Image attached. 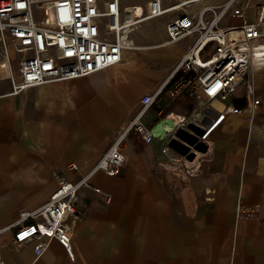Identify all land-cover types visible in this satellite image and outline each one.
I'll use <instances>...</instances> for the list:
<instances>
[{
	"label": "crops",
	"instance_id": "0c3cea01",
	"mask_svg": "<svg viewBox=\"0 0 264 264\" xmlns=\"http://www.w3.org/2000/svg\"><path fill=\"white\" fill-rule=\"evenodd\" d=\"M153 1L121 0V6L146 11ZM178 1L164 0L163 5ZM201 7L150 21L131 34L138 48L126 51L121 64L87 77L17 95L9 80L0 79V229H7L0 235V255L5 264H264V69L254 75L253 111L252 106L242 109L210 129L211 154L190 181L159 166L169 160L163 141L145 143L133 130L124 142L127 162L120 175L98 172L90 179L112 200L83 189L79 197L85 213L66 217L74 259L55 240L40 257L34 249L46 238L14 241L22 213L46 204L60 180L75 182L90 174L121 125L139 114L143 97L163 86L196 37L176 44L188 42L169 68L148 66L144 56L163 48L158 42L167 40L170 21ZM158 19L165 26L153 38L143 29ZM227 20L221 26H235L223 24ZM196 106L185 93L163 94L142 121L152 126L159 109L188 115ZM168 167L178 171L176 165ZM249 207H257L253 218L240 213Z\"/></svg>",
	"mask_w": 264,
	"mask_h": 264
},
{
	"label": "built area",
	"instance_id": "2783aa9c",
	"mask_svg": "<svg viewBox=\"0 0 264 264\" xmlns=\"http://www.w3.org/2000/svg\"><path fill=\"white\" fill-rule=\"evenodd\" d=\"M237 1L179 0L164 6L161 0H154L148 10H143L129 23L128 14L133 8L122 9L121 0H0V79L11 82L15 95L117 66L124 61L126 51L138 48L131 38L132 33L154 19L202 5L199 12H186L170 21L166 26L167 40L158 42V47L167 48L196 37L170 77L156 94L143 97L139 114L121 125L114 144L90 174L75 182L60 180L46 204L35 212L22 213L14 234L17 244L46 238L48 241L38 242L34 249L40 257L47 251L49 241L55 240L74 259L72 230L65 223L66 217H81L85 213L79 197L83 189L105 196L107 202L112 200L111 194L93 187L90 179L98 172L110 177L120 175L127 162L124 142L133 130L145 143L155 139L165 143L162 152L168 154L169 160L159 163L164 172L183 181H190L201 172L202 159L210 156L214 144L207 140V133L221 118L253 105L254 75L264 69V0L258 3L254 13L251 11L253 0H241L240 24L221 26ZM209 53L210 57L206 58ZM184 74L191 77L174 82ZM181 93L197 103L190 114L164 113L159 109L160 117L154 125L143 123V115L163 94L173 98ZM206 119L214 121L210 128L204 123ZM190 125L206 129L205 135L198 137L194 145L178 134L184 130L196 135ZM173 140L189 148L187 155L171 147ZM199 144L207 150L198 149ZM171 149L175 154H170ZM191 153L195 155L193 160L188 158ZM169 164L176 165L178 171L170 169ZM70 169L78 170V167L71 165ZM256 212L257 207L240 210L248 218H253ZM6 230L0 229V235ZM0 264H5L1 255Z\"/></svg>",
	"mask_w": 264,
	"mask_h": 264
},
{
	"label": "rangeland",
	"instance_id": "374dc122",
	"mask_svg": "<svg viewBox=\"0 0 264 264\" xmlns=\"http://www.w3.org/2000/svg\"><path fill=\"white\" fill-rule=\"evenodd\" d=\"M128 2H130L131 0H126ZM142 1V0H141ZM143 1H148V0H143ZM219 3H223L226 0H219ZM263 0H253V9L251 10L253 13L256 10V7L258 5L259 2H261ZM243 2L241 0H238L233 6L232 9L230 11V14L228 15V20L225 21L223 24L225 25H238L241 22V19L238 17V11L240 10L241 6H242ZM142 9L140 8H133L129 11L128 14V22L131 23L134 21V17L135 16H140L142 14ZM163 26H165V20L164 19H158L157 21L153 22L151 25H149L148 27H146L144 30V32L146 34H150L153 38H158L159 36H161L160 33H163ZM149 35V36H150ZM163 38H166V35L163 34L162 35ZM150 38V37H149ZM143 41L146 42L145 38H141ZM148 43L150 41H147ZM187 43L181 44V45H173L167 48H160L161 50H158V53L156 54H152V56L150 55H146L144 56V59L148 62V66H153L154 68H169L171 67L173 64L175 65V61L177 60V56H181L183 54V52L185 51V49L187 48ZM210 57V53L209 55L206 56V58ZM190 75H182L179 76V78L176 79V82H179L182 79H188L190 78ZM170 154H175V151L173 149L170 150Z\"/></svg>",
	"mask_w": 264,
	"mask_h": 264
},
{
	"label": "water",
	"instance_id": "95a60500",
	"mask_svg": "<svg viewBox=\"0 0 264 264\" xmlns=\"http://www.w3.org/2000/svg\"><path fill=\"white\" fill-rule=\"evenodd\" d=\"M213 115H214L215 118L218 117L217 114L215 115V114L213 113ZM204 123H205V125H206L208 128H210V127L214 124V121L211 120V119H206V120L204 121ZM190 129H191L192 131H194L196 135H193V134H191V133H189V132H187V131H184V130H180L178 134H179V136H180L181 138L185 139V140H186L187 142H189L191 145H194V144L198 141V139H199L198 137H202V136L205 135V133H206V129L203 128V127H201V126H198V125H190ZM171 147H172L174 150H176L178 153H180L181 155H187V153L189 152V148H188V147H186V146L180 144L179 142H177V141H175V140H173V141L171 142ZM198 149H200V150H202L203 152H205V151L207 150V147L204 146L203 144H199V145H198ZM194 156H195V155H194L193 153H191L190 155H188L189 160H193Z\"/></svg>",
	"mask_w": 264,
	"mask_h": 264
},
{
	"label": "bare ground",
	"instance_id": "6f19581e",
	"mask_svg": "<svg viewBox=\"0 0 264 264\" xmlns=\"http://www.w3.org/2000/svg\"><path fill=\"white\" fill-rule=\"evenodd\" d=\"M162 2H164V0H161ZM201 63H204V62H201ZM200 154V153H199Z\"/></svg>",
	"mask_w": 264,
	"mask_h": 264
}]
</instances>
